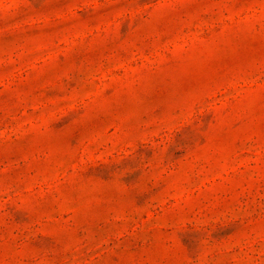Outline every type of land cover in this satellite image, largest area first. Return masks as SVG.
Returning <instances> with one entry per match:
<instances>
[{
    "label": "rangeland",
    "instance_id": "374dc122",
    "mask_svg": "<svg viewBox=\"0 0 264 264\" xmlns=\"http://www.w3.org/2000/svg\"><path fill=\"white\" fill-rule=\"evenodd\" d=\"M0 264H264V0H0Z\"/></svg>",
    "mask_w": 264,
    "mask_h": 264
}]
</instances>
